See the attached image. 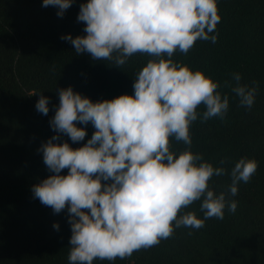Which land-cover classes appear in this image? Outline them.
Masks as SVG:
<instances>
[{"label":"clouds","instance_id":"clouds-1","mask_svg":"<svg viewBox=\"0 0 264 264\" xmlns=\"http://www.w3.org/2000/svg\"><path fill=\"white\" fill-rule=\"evenodd\" d=\"M72 3L42 0V6H57L58 16ZM77 19L86 22V35L60 37L77 54L114 65L136 52L154 58L137 72L132 94L94 102L71 86L58 92L59 105L49 121L56 131L38 149L53 174L31 191L54 212L67 205L69 264L123 259L159 244L175 228L199 229L207 218L223 219L225 209L234 212L237 202L231 197L240 182L252 178L258 162L245 156L235 160L227 190L216 192L210 181L225 173L223 159L221 166H214L190 148L177 153L170 147V138L191 145L194 121L223 118L229 108V96L218 90L219 82L171 58L174 51L187 53L198 39L216 42L214 30L221 19L217 0H86ZM232 80L239 104L251 109L256 82L241 83L239 72ZM48 100L40 95L36 110L47 114ZM74 121L94 126L86 143L77 148L67 141L54 143L59 133L73 142L85 137L86 129ZM65 168L67 173L61 174ZM194 201H200L202 217L184 211ZM53 227L59 225L54 222Z\"/></svg>","mask_w":264,"mask_h":264},{"label":"trees","instance_id":"trees-1","mask_svg":"<svg viewBox=\"0 0 264 264\" xmlns=\"http://www.w3.org/2000/svg\"><path fill=\"white\" fill-rule=\"evenodd\" d=\"M85 2L73 0L58 16L57 6H42V0H0V264H69L67 205L54 212L31 191L53 174L38 149L56 131L49 121L59 105V90L71 86L94 102L132 94L137 72L154 58L136 52L114 65L77 54L60 37L86 35V22L77 19ZM217 7L216 42L198 39L187 53L174 51L171 58L219 82L218 90L229 96L228 111L223 118H198L190 126L191 145L170 138V147L177 153L190 148L214 166L223 159L225 173L210 181L216 192L227 190L228 170L241 156L254 158L257 170L247 183L238 184L231 197L236 210L225 209L223 219L207 218L199 229L180 226L159 244L123 259L94 258L92 264H264V0H217ZM234 72L241 74V83L256 82L251 109L231 91ZM40 95L49 97L47 114L35 108ZM74 123L86 129L85 137L73 142L59 133L54 143L67 141L73 148L86 143L94 126ZM199 203L184 211L202 217Z\"/></svg>","mask_w":264,"mask_h":264}]
</instances>
